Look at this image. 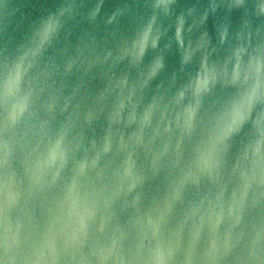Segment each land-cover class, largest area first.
<instances>
[{"label":"clouds","instance_id":"9594fccd","mask_svg":"<svg viewBox=\"0 0 264 264\" xmlns=\"http://www.w3.org/2000/svg\"><path fill=\"white\" fill-rule=\"evenodd\" d=\"M168 7L0 0V264H264V0Z\"/></svg>","mask_w":264,"mask_h":264},{"label":"water","instance_id":"95a60500","mask_svg":"<svg viewBox=\"0 0 264 264\" xmlns=\"http://www.w3.org/2000/svg\"><path fill=\"white\" fill-rule=\"evenodd\" d=\"M11 2L19 9L16 17L14 18L12 25L13 27L16 23L21 22L22 17L36 15L49 8L52 4V0H11ZM157 2L158 0H105V5L108 10H112L117 7H128L129 9L142 14L143 12L150 10L151 6ZM227 2L228 0H167L169 5V14L164 15L163 10H161L158 22L162 29H169L170 25L174 24L175 19L181 15H186L188 13L199 15L202 14L204 10L209 9L213 5H225ZM226 15V7H218L216 15L209 16V30H212V25L214 22L219 19H223ZM3 27L4 25L0 23V29H3ZM173 31L174 30H170L168 34L171 36ZM8 33H11V27L8 29ZM0 39H7V36L0 35ZM177 62L178 54L175 52V46H173V51L167 56L169 69H174L177 65Z\"/></svg>","mask_w":264,"mask_h":264}]
</instances>
